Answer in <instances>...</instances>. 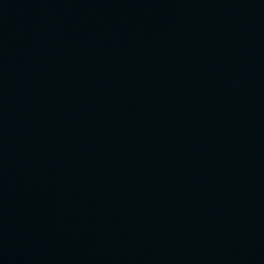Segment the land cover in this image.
I'll return each mask as SVG.
<instances>
[{"label":"water","instance_id":"water-1","mask_svg":"<svg viewBox=\"0 0 264 264\" xmlns=\"http://www.w3.org/2000/svg\"><path fill=\"white\" fill-rule=\"evenodd\" d=\"M0 264H264V0H0Z\"/></svg>","mask_w":264,"mask_h":264}]
</instances>
